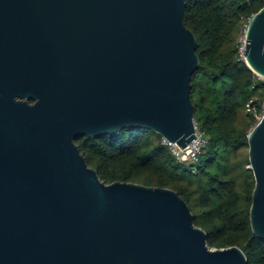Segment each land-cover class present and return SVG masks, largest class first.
I'll list each match as a JSON object with an SVG mask.
<instances>
[{"label": "water", "instance_id": "obj_1", "mask_svg": "<svg viewBox=\"0 0 264 264\" xmlns=\"http://www.w3.org/2000/svg\"><path fill=\"white\" fill-rule=\"evenodd\" d=\"M185 0H0V264H246L211 247L170 187L115 180L77 138L126 125L194 138L196 38ZM242 55L264 77V6ZM251 227L264 238V112L248 134Z\"/></svg>", "mask_w": 264, "mask_h": 264}, {"label": "trees", "instance_id": "obj_2", "mask_svg": "<svg viewBox=\"0 0 264 264\" xmlns=\"http://www.w3.org/2000/svg\"><path fill=\"white\" fill-rule=\"evenodd\" d=\"M264 0H185L184 23L196 38L199 66L191 77L194 119L208 139L198 161L177 160L150 128L126 125L76 143L88 164L107 183L133 181L173 188L190 206L211 247L239 246L246 264H264V238L251 227L255 179L248 134L264 102V78L239 53L242 19ZM240 161L241 173L235 164Z\"/></svg>", "mask_w": 264, "mask_h": 264}, {"label": "built area", "instance_id": "obj_3", "mask_svg": "<svg viewBox=\"0 0 264 264\" xmlns=\"http://www.w3.org/2000/svg\"><path fill=\"white\" fill-rule=\"evenodd\" d=\"M252 16L246 17L242 19V31L238 38V45H239V53L242 55V49H244V41L246 39V33L248 29L249 22ZM248 109L253 107L252 104H247ZM264 112L260 113L255 112L256 122H258ZM194 138L187 143L185 146H181L180 148L174 141L168 142L164 137L162 138V143L167 146L169 152L179 161L184 162L186 164H193L196 163L208 145V139L204 132L199 128L196 121L194 122Z\"/></svg>", "mask_w": 264, "mask_h": 264}, {"label": "rangeland", "instance_id": "obj_4", "mask_svg": "<svg viewBox=\"0 0 264 264\" xmlns=\"http://www.w3.org/2000/svg\"><path fill=\"white\" fill-rule=\"evenodd\" d=\"M241 31H242V28H241ZM241 34V33H240ZM240 36V35H239ZM239 36H238V38H239ZM237 42H238V40H237ZM239 43V42H238ZM237 46H238V48H239V45L237 44ZM260 78H264V77H260ZM264 109V102H263V104H262V110ZM249 111L255 116V112L256 113H259L258 111H256V109L254 108V107H251L250 109H249ZM262 112V111H261ZM256 118V117H255ZM239 164H240V161H238V163L237 164H235V168H238L237 169V172L238 173H241V167L239 166ZM247 167H249V164L247 165ZM250 168V167H249Z\"/></svg>", "mask_w": 264, "mask_h": 264}]
</instances>
